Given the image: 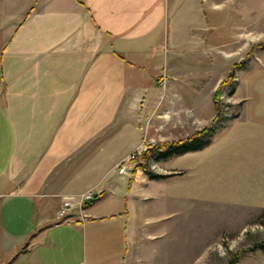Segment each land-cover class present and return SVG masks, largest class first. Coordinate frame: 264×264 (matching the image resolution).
Listing matches in <instances>:
<instances>
[{"label":"crops","instance_id":"obj_1","mask_svg":"<svg viewBox=\"0 0 264 264\" xmlns=\"http://www.w3.org/2000/svg\"><path fill=\"white\" fill-rule=\"evenodd\" d=\"M228 18L213 0H0V264H132V203L151 180L118 165L155 112L191 108L190 134L212 123L221 75L207 93L160 85L178 77L174 54L228 43ZM225 129L190 178L239 169ZM89 189L82 215L58 218Z\"/></svg>","mask_w":264,"mask_h":264},{"label":"rangeland","instance_id":"obj_2","mask_svg":"<svg viewBox=\"0 0 264 264\" xmlns=\"http://www.w3.org/2000/svg\"><path fill=\"white\" fill-rule=\"evenodd\" d=\"M213 2L229 15L228 43L174 54L170 62L178 77L162 79L160 87L207 93L217 76L226 80L216 87L220 110L209 138L220 125L230 132L225 141L238 134V147L231 148L224 164L233 166L238 160L239 169L192 179L188 168L200 157V149L166 159L156 152L140 154L137 162L168 176L150 179L147 196L132 203L131 221L141 228L132 239V264H264V248L258 246L264 243V0ZM243 58L227 79L233 64ZM183 98L190 102L191 97ZM176 111L165 109L147 119L146 149L190 135L193 110L182 109L185 116ZM190 185L195 188L192 194Z\"/></svg>","mask_w":264,"mask_h":264},{"label":"trees","instance_id":"obj_3","mask_svg":"<svg viewBox=\"0 0 264 264\" xmlns=\"http://www.w3.org/2000/svg\"><path fill=\"white\" fill-rule=\"evenodd\" d=\"M255 46H252L254 48ZM252 50L247 52V56L250 54ZM245 58L240 60L238 63H234L233 66L231 67L227 79H231L235 67H241ZM226 82V80H222L220 82V85H223ZM219 87L215 90L214 92V104H215V110L216 114L215 117L212 121V123L208 126H205L201 129H198L194 131L192 134L179 138V139H174L170 141H165V142H160L156 143L155 145H152V147H148L145 151L141 153L143 157H146L147 155L152 154L153 152H156L159 156L160 159H166L168 157H171L173 155H178L182 154L188 151L192 150H198L210 143V134L213 131L214 128V123L217 121V115L220 110L219 107V102H218V94H219ZM143 172L150 178V179H158V178H164L167 177L168 175L166 174H158L150 171L145 165L139 164L138 165ZM258 246L261 248H264V243H260Z\"/></svg>","mask_w":264,"mask_h":264},{"label":"built area","instance_id":"obj_4","mask_svg":"<svg viewBox=\"0 0 264 264\" xmlns=\"http://www.w3.org/2000/svg\"><path fill=\"white\" fill-rule=\"evenodd\" d=\"M148 144V143H147ZM146 149V141L145 138H143L142 142L139 144L138 147H136L134 150H132L125 159H123L119 165H118V172L123 173L126 171L127 163L128 162H134L137 160L138 156L141 154V152ZM96 197L95 190L89 189L80 195V199L77 201V203H73L69 199H65L62 201V204L60 208L57 211V216L61 220L68 219L71 216V210L73 207L76 208V211L79 215H82L83 213V204L87 201H91Z\"/></svg>","mask_w":264,"mask_h":264}]
</instances>
